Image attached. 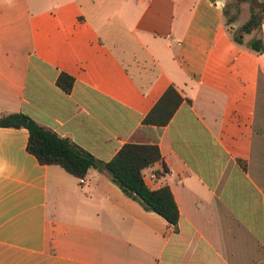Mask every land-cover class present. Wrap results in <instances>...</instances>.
I'll return each mask as SVG.
<instances>
[{
  "label": "crops",
  "instance_id": "1",
  "mask_svg": "<svg viewBox=\"0 0 264 264\" xmlns=\"http://www.w3.org/2000/svg\"><path fill=\"white\" fill-rule=\"evenodd\" d=\"M226 3L178 0L167 30L155 0L129 13L0 0V116L24 113L105 164L127 144L157 145L164 162L145 181L168 185L180 211L176 231L105 166L82 183L40 164L27 129L2 128L0 264H264V52L234 40ZM170 87L176 114L146 124Z\"/></svg>",
  "mask_w": 264,
  "mask_h": 264
},
{
  "label": "trees",
  "instance_id": "2",
  "mask_svg": "<svg viewBox=\"0 0 264 264\" xmlns=\"http://www.w3.org/2000/svg\"><path fill=\"white\" fill-rule=\"evenodd\" d=\"M236 14L227 20L230 26L237 21L241 12V3L250 4L251 15L241 27V36L252 34L262 29L264 23V0H239ZM227 10L225 16L227 17ZM240 44L241 38L236 39ZM257 53L264 52V40L255 39L250 44ZM75 79L67 73H62L58 86L66 93H71ZM183 99L178 91L170 87L161 100L147 115L145 123L154 126H166L170 123ZM27 129L30 133L28 150L36 156L44 166L57 165L73 176L85 179L90 171L102 170L105 166L112 174L113 182L134 201L140 203L146 211L154 212L163 217L176 231L180 221V211L171 188L168 185L160 189H151L145 181V170L163 163L164 159L157 145H125L115 158L105 164L95 156L76 145L72 140L60 136L55 131L42 126L24 113H5L0 116V129ZM167 172H157L161 177Z\"/></svg>",
  "mask_w": 264,
  "mask_h": 264
},
{
  "label": "rangeland",
  "instance_id": "3",
  "mask_svg": "<svg viewBox=\"0 0 264 264\" xmlns=\"http://www.w3.org/2000/svg\"><path fill=\"white\" fill-rule=\"evenodd\" d=\"M110 1L127 3L128 13L130 11H133V8H135L137 12H143L145 10L144 6L140 4V0H110ZM155 3L160 8V16H161L159 19L160 27L167 30H171L173 27V12L175 10L176 3H178V0H155ZM239 3H240L239 0H227L226 10L228 13H227L226 21L237 15L236 5ZM240 6H241V12L237 16L238 17L237 21L232 25H230L228 28L232 36L234 37V40L238 38H241L243 40L242 44H244L243 47L245 48L246 46H250L251 42L254 41L255 39H262V37H260V35L262 34V30L256 31L249 35L244 34L241 36V31H240L241 27L248 21L251 15V11H250V4L248 2H243L241 3Z\"/></svg>",
  "mask_w": 264,
  "mask_h": 264
},
{
  "label": "built area",
  "instance_id": "4",
  "mask_svg": "<svg viewBox=\"0 0 264 264\" xmlns=\"http://www.w3.org/2000/svg\"><path fill=\"white\" fill-rule=\"evenodd\" d=\"M82 183H85V181H84V179H82V181H81Z\"/></svg>",
  "mask_w": 264,
  "mask_h": 264
}]
</instances>
